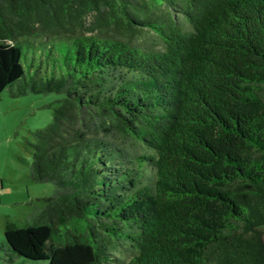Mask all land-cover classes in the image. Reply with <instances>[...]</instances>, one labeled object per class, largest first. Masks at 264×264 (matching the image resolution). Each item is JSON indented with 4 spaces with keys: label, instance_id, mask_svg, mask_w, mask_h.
Here are the masks:
<instances>
[{
    "label": "trees",
    "instance_id": "obj_1",
    "mask_svg": "<svg viewBox=\"0 0 264 264\" xmlns=\"http://www.w3.org/2000/svg\"><path fill=\"white\" fill-rule=\"evenodd\" d=\"M15 85L65 97L9 262L264 264V0H0Z\"/></svg>",
    "mask_w": 264,
    "mask_h": 264
},
{
    "label": "rangeland",
    "instance_id": "obj_2",
    "mask_svg": "<svg viewBox=\"0 0 264 264\" xmlns=\"http://www.w3.org/2000/svg\"><path fill=\"white\" fill-rule=\"evenodd\" d=\"M16 87L0 93V264H36L21 257L22 263L7 260L5 226L8 220L20 225L32 221L43 205L41 199L59 192L52 181H37L31 173L36 133L54 121L65 93L14 96Z\"/></svg>",
    "mask_w": 264,
    "mask_h": 264
}]
</instances>
